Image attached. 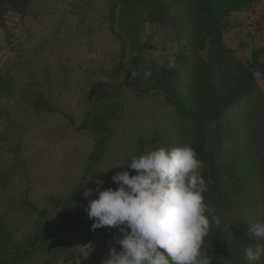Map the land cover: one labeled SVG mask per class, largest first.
Segmentation results:
<instances>
[{
    "label": "trees",
    "instance_id": "1",
    "mask_svg": "<svg viewBox=\"0 0 264 264\" xmlns=\"http://www.w3.org/2000/svg\"><path fill=\"white\" fill-rule=\"evenodd\" d=\"M32 2L0 0V23L11 14H27ZM253 2L116 0L123 73L114 82L96 81L88 89L79 128L93 136V147L81 180L48 199L28 197L26 166L18 151L32 127L30 120L60 107L37 84L34 89L11 76L0 79L7 106L13 97L36 99L20 113L0 107V141L10 130L16 132L8 145L15 157L1 161L0 155V264H59L89 241L94 250L88 262L102 264L110 247L119 251L116 238L121 233L117 228L91 229L93 220L84 209L97 198V181H104L100 190L115 189L111 176L125 170L117 166L126 168L134 156L149 150L185 144L203 162L208 182L203 196L210 232L204 251L211 264H250L245 248L264 245L247 232L249 225L264 220V92L255 79L258 71L264 77V48L240 61L226 46L224 31L231 13L245 11ZM145 24L167 28L175 49L142 40ZM169 55L175 58L172 68L167 66ZM145 71L151 72L147 78ZM133 72L139 74L133 77ZM17 114L20 121L14 119ZM85 188L93 189V196L85 198Z\"/></svg>",
    "mask_w": 264,
    "mask_h": 264
},
{
    "label": "rangeland",
    "instance_id": "2",
    "mask_svg": "<svg viewBox=\"0 0 264 264\" xmlns=\"http://www.w3.org/2000/svg\"><path fill=\"white\" fill-rule=\"evenodd\" d=\"M229 19L224 42L238 60L247 61L252 51L264 48V0H254L249 9L232 12ZM143 28L142 40L175 49L167 28L151 24ZM118 31L116 0H33L27 14H11L0 23V79L11 76L34 89L37 84L60 107L56 113L42 112L30 120L32 127L18 151L32 200L57 196L81 180L94 144L93 136L79 128L87 109L86 94L96 81L121 78ZM260 59L264 63V52ZM255 79L264 92L262 73L255 72ZM6 95L0 90V107L6 112L20 113L36 100L29 95L13 97L7 106ZM19 116L14 119L20 121ZM15 135L10 130L0 141L1 161L15 157L8 146ZM77 252L61 258L59 264H77ZM80 264L90 263L81 257ZM257 264H264V257Z\"/></svg>",
    "mask_w": 264,
    "mask_h": 264
},
{
    "label": "clouds",
    "instance_id": "3",
    "mask_svg": "<svg viewBox=\"0 0 264 264\" xmlns=\"http://www.w3.org/2000/svg\"><path fill=\"white\" fill-rule=\"evenodd\" d=\"M167 66H175L174 56H168ZM144 75L147 78L151 72ZM117 167L125 169L111 176L117 187L100 190L104 181L98 180L97 198L90 199L84 209L93 220L92 230L108 227L121 233L116 238L119 251L110 247L102 264H211L204 251L210 232L203 196L208 182L195 149L187 144L160 147L134 156L126 168ZM127 169L135 170V174L130 175ZM93 193V189L85 188L83 196L88 198ZM247 232L264 240V220L249 225ZM76 248L77 264L94 250L91 241ZM244 256L256 264L264 257V245L246 247Z\"/></svg>",
    "mask_w": 264,
    "mask_h": 264
},
{
    "label": "built area",
    "instance_id": "4",
    "mask_svg": "<svg viewBox=\"0 0 264 264\" xmlns=\"http://www.w3.org/2000/svg\"><path fill=\"white\" fill-rule=\"evenodd\" d=\"M249 22V21H248Z\"/></svg>",
    "mask_w": 264,
    "mask_h": 264
}]
</instances>
